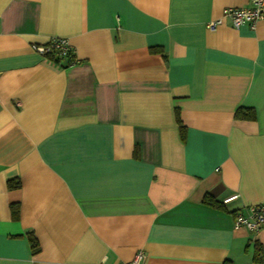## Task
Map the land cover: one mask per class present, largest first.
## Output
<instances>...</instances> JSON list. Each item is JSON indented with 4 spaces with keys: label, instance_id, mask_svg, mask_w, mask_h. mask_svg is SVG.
Segmentation results:
<instances>
[{
    "label": "crops",
    "instance_id": "0c3cea01",
    "mask_svg": "<svg viewBox=\"0 0 264 264\" xmlns=\"http://www.w3.org/2000/svg\"><path fill=\"white\" fill-rule=\"evenodd\" d=\"M247 5L0 0V264H253L264 223L235 219L264 203V19L207 27ZM51 37L74 62L31 48Z\"/></svg>",
    "mask_w": 264,
    "mask_h": 264
},
{
    "label": "built area",
    "instance_id": "2783aa9c",
    "mask_svg": "<svg viewBox=\"0 0 264 264\" xmlns=\"http://www.w3.org/2000/svg\"><path fill=\"white\" fill-rule=\"evenodd\" d=\"M224 18H229L233 27H240L247 24L254 28L259 19H264V0H248V5L243 7H225L219 19L211 20L207 23L210 30H214ZM31 48L38 52L43 58L53 60L54 57L66 59L72 54V47L67 39L61 37H51L42 44L33 43ZM237 197L236 194L229 195L222 199L225 205ZM264 223V203L250 207V213L244 217L238 215L235 219L236 225H243L247 229L257 231ZM145 257L144 252L138 251L134 256L123 264H141Z\"/></svg>",
    "mask_w": 264,
    "mask_h": 264
},
{
    "label": "trees",
    "instance_id": "16d2710c",
    "mask_svg": "<svg viewBox=\"0 0 264 264\" xmlns=\"http://www.w3.org/2000/svg\"><path fill=\"white\" fill-rule=\"evenodd\" d=\"M54 61L59 62L61 59L58 57H54L53 58ZM73 61V57L72 54L69 55L66 58V63H72ZM235 116L238 117H243V118H253L254 112L252 109L249 108H239L236 110L235 112ZM178 123L180 126V132H181V136H184V128L182 127V124L180 122V120L178 119ZM20 186V180L19 178L15 177V178H11L7 180V188L8 189H13V188H18ZM203 202L205 204L211 205L213 207H217V208H224V205L217 201L216 199H214L210 194H205L203 197ZM11 208V214L13 218H17L18 215V206L17 204H11L10 205ZM233 212V211H232ZM29 241L31 244V248L33 250L37 249V241L35 239V237L33 235H29ZM252 262L253 264H264V249H262L261 245L258 243H255L253 245V249H252ZM223 264H231L229 261L223 263Z\"/></svg>",
    "mask_w": 264,
    "mask_h": 264
}]
</instances>
